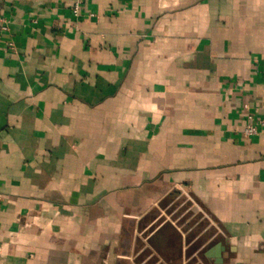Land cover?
<instances>
[{
	"label": "crops",
	"instance_id": "1",
	"mask_svg": "<svg viewBox=\"0 0 264 264\" xmlns=\"http://www.w3.org/2000/svg\"><path fill=\"white\" fill-rule=\"evenodd\" d=\"M74 2L0 0V264H264V0Z\"/></svg>",
	"mask_w": 264,
	"mask_h": 264
},
{
	"label": "built area",
	"instance_id": "2",
	"mask_svg": "<svg viewBox=\"0 0 264 264\" xmlns=\"http://www.w3.org/2000/svg\"><path fill=\"white\" fill-rule=\"evenodd\" d=\"M82 3H83V0H75V2L73 4V13L75 15H79L80 14V10L82 8ZM247 118H248V122H247V124H246V126L244 128V134L246 136H250V135H253V134H257L258 127L253 122L252 115H248Z\"/></svg>",
	"mask_w": 264,
	"mask_h": 264
},
{
	"label": "rangeland",
	"instance_id": "3",
	"mask_svg": "<svg viewBox=\"0 0 264 264\" xmlns=\"http://www.w3.org/2000/svg\"><path fill=\"white\" fill-rule=\"evenodd\" d=\"M185 208L187 207V205L185 204V206H184Z\"/></svg>",
	"mask_w": 264,
	"mask_h": 264
}]
</instances>
